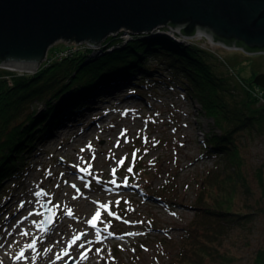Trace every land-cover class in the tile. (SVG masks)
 Returning a JSON list of instances; mask_svg holds the SVG:
<instances>
[{
    "label": "rangeland",
    "instance_id": "1",
    "mask_svg": "<svg viewBox=\"0 0 264 264\" xmlns=\"http://www.w3.org/2000/svg\"><path fill=\"white\" fill-rule=\"evenodd\" d=\"M164 30L168 29H162V33L155 36H133L130 33H121L113 37V45H109L110 42L105 52L113 53L132 43L147 44L162 37L169 38L185 48L210 54L216 59L220 73L227 78H233L235 83L245 86V81H249L251 84L248 86L253 91L252 97L258 100L259 106H264V89L254 82L259 74H264V53L250 54L243 49H229L227 46L213 44L204 38L195 37L185 40L187 38L178 30H176L177 37L172 38ZM67 45L59 42L51 48L48 59L41 69L64 57L80 54L79 52L87 51L84 54H91L93 58L92 51H89L87 45H72L73 48H68ZM103 49L98 52V57L102 56ZM142 54L140 55L143 62L146 63L144 69L141 67L135 69V73L125 82L96 89L92 96L96 100L104 90L121 87L122 97L130 98L132 102L137 103V108L142 109L139 114H128L126 111L118 113L115 123L120 131L119 137L116 134L111 135L118 148L109 146L107 140L95 136L86 144L87 147L84 146L85 149H78L80 156L74 157L78 153L75 147L70 149L67 154L72 156L70 159L59 153L63 142L61 144L58 142L57 146H50L47 150L41 147L48 153L46 163L44 167L35 168L33 178L36 180L35 186L49 195V198H44L35 208L39 213L35 222L36 227L43 232L47 230L44 226L47 204L54 214V222L50 229L59 217L56 211L57 201H69L71 197H76L80 193H91L96 200L107 193L112 196L111 200L105 202L107 207L104 208L98 228H94V232L99 237L102 234L113 235L117 229L125 230L128 233L125 238L128 239L121 240L114 237L110 239L111 243L108 245L94 243L95 264H173V260L177 261L175 251L187 236L186 228L203 219L201 214L204 210L199 207L203 206L200 196L204 189L203 181L215 169L217 163L224 160L222 152L215 153L214 149L209 147V136L213 132L214 135L219 133L214 129L215 121L206 115L198 99L191 98L186 90L177 84L176 79L184 78L185 75L181 73L182 71L175 73L176 67L169 64L172 61L177 62L176 57L170 56L169 53L166 55L164 50ZM135 66L137 65H132ZM146 70L149 72L144 77ZM0 71L11 72L16 76L32 75L27 72H13L2 66ZM173 73L176 75L174 82L165 85L164 82L173 79ZM119 78L123 77L119 76ZM143 78L147 81L144 87L141 86ZM230 78L229 80H232ZM7 80L9 83L12 81L10 77ZM45 105L39 102L37 105L39 114L44 112ZM84 107L80 108L81 111ZM52 118L53 116L48 119L47 130L40 140L49 137L53 129L49 125ZM57 118L62 119L60 115ZM123 121L128 122V125H124ZM251 134L252 136L249 134L243 140L245 146L241 149L245 160L241 168L243 174L246 173L249 186L242 184L243 186L237 189L232 206L233 208L235 206L237 211L246 210V204L250 207L259 206L262 212L253 215L247 230L238 229L230 235L229 241H225L224 246L240 257V261L236 264H255V255L264 246V187L261 186L257 176V174L264 176V134L256 132ZM40 140L32 146L30 152L24 154L25 157H31L32 166L36 163V157L33 158L34 149L40 147ZM211 150L214 153L209 155ZM222 164L224 165V162ZM231 167L233 168V165ZM20 168L24 170L26 167L21 165ZM78 168L88 170L82 172V176L81 174L76 176L75 184L78 189H72L70 186L66 192H59L58 187L63 183L62 176L66 171L70 173ZM128 168L132 170L128 171ZM17 174L18 172L15 175ZM27 175L24 180L14 178L4 182L0 190V211L5 213L14 195L26 190L24 186L28 183ZM111 185H115V188L120 185L129 186L124 189L125 193L122 191L112 193L108 189ZM151 193L152 197H150ZM84 207L73 210V219L70 220L72 227H81L83 218L88 220L93 215V212ZM124 221L128 223L123 224ZM3 229L1 228L0 231ZM172 255L174 257L169 262Z\"/></svg>",
    "mask_w": 264,
    "mask_h": 264
},
{
    "label": "trees",
    "instance_id": "2",
    "mask_svg": "<svg viewBox=\"0 0 264 264\" xmlns=\"http://www.w3.org/2000/svg\"><path fill=\"white\" fill-rule=\"evenodd\" d=\"M113 42L114 38L107 43L113 45ZM158 50L181 61L169 63L176 67L175 73L182 71L185 75L176 79L177 84L191 98L198 99L206 115L215 121L214 129L219 133L209 136V147L224 156V165L217 163L203 181L200 194L203 206H199L204 210L203 219L186 228L187 236L175 251L177 261H173L175 264H236L240 257L224 246L225 241L236 230H247L253 215L262 212L259 206L248 204L246 210L237 211L232 200L237 189L249 186L241 168L245 161L241 149L245 146L243 140L249 134L252 136L251 132L264 134V106H259L258 100L252 97L249 81H245V86L235 83L233 78L220 73L216 59L210 54L185 48L166 37L147 44H129L106 53L96 62L86 61L87 51L75 53L44 66L36 75L16 76L0 71V186L15 176L18 162L45 134L51 116L59 119L62 107L70 105L80 109L92 99L96 89L125 82L135 69H144L146 63L140 54ZM148 72L145 71L144 77ZM146 83L143 78L141 86ZM39 102L47 106L41 114L37 111ZM212 150L209 155L214 153ZM257 176L264 187L263 174ZM255 264H264V246L257 251Z\"/></svg>",
    "mask_w": 264,
    "mask_h": 264
},
{
    "label": "water",
    "instance_id": "3",
    "mask_svg": "<svg viewBox=\"0 0 264 264\" xmlns=\"http://www.w3.org/2000/svg\"><path fill=\"white\" fill-rule=\"evenodd\" d=\"M162 29L172 38L176 30L185 40L205 33L213 44L264 53V0H0V66L35 75L59 42L93 50L121 33ZM254 82L264 89V74ZM45 212L49 228L48 204Z\"/></svg>",
    "mask_w": 264,
    "mask_h": 264
},
{
    "label": "bare ground",
    "instance_id": "4",
    "mask_svg": "<svg viewBox=\"0 0 264 264\" xmlns=\"http://www.w3.org/2000/svg\"><path fill=\"white\" fill-rule=\"evenodd\" d=\"M200 38L209 41L212 40L211 36L205 33L196 36V39ZM105 54L106 53H102L101 57L105 56ZM92 56L93 58L91 54H89L88 58H92L91 62H96L101 58L97 56L96 49H93ZM7 69L13 72L24 73L17 68L8 67ZM174 78L175 76L169 82H164V84L168 85L171 81L174 82ZM107 87L110 86L108 85ZM120 89L114 87L109 90H104L98 97L95 96L98 99L95 100L93 97L88 100L86 105H83L85 107L82 111L81 109L78 110V106L71 107L70 105H66L62 107L63 109L60 115L62 119H55V116L52 118L49 125H51L53 129L50 131L49 137H47L46 140L42 138L40 140V147L34 149L33 158L36 157V163L33 164L34 166L31 165V157H22L18 162L19 166H16L18 174L12 177L11 180L14 178L24 180L25 175L28 174L26 181L28 183L24 186L26 190L24 189L23 193L21 192L19 194L20 196L18 194H16L17 196L14 195V198L8 203L9 206L7 211L5 213L0 211V225L2 224L0 230L4 228L0 231V264H95L93 254V249L95 248L93 247L94 243L108 245L111 243L110 239L112 240L114 237L120 238L121 240L128 239L125 238L128 233L125 230L121 231L119 229H117L113 235L102 234L97 237L94 228H98L100 217L95 225L90 223L97 211L102 215L105 208L102 207V205H105V202L112 198L108 193L102 195L99 200H96L94 198L95 196L91 193H80L76 197H71L69 201H57L56 211H58L59 217L54 223L55 225L50 229L46 228L47 230L43 232L36 227L35 223L39 215V213L35 211V208L44 198H49V195H46L43 189L41 190L38 186H35L36 180L33 179L35 168H38L37 166L44 167L46 163V156L48 155L46 151L47 148L50 146H57L56 143L58 142V144L63 142L59 149V153L72 159V156L67 155L70 149L75 147L74 149L78 153L75 154L74 157L80 156L81 153H79V150L81 148L85 149L84 146L95 136L107 140L109 146H116V142L112 140L111 135L116 134L117 137H119L120 131L117 127L118 125L115 123L118 113L126 111L128 114H139L141 112L142 109L137 108L136 102H132L130 98L125 99L122 97ZM186 92L188 91L186 90ZM102 97L105 98L103 99ZM160 97L162 96L160 95ZM109 98H113V100H109ZM144 101L147 102L146 100ZM36 105H38V103H36ZM44 107L47 108V106ZM116 122L118 123L119 121ZM123 122L124 125H128V122ZM124 128L126 129V127ZM42 146L46 149L45 151H43L44 148H41ZM116 148H118V145ZM90 149L94 151L93 148ZM20 165L26 168L23 170L20 168ZM67 172L68 171L62 176V185L60 184L58 187L61 193L66 192L70 186L72 189H78V186L75 184L77 179L76 176H80V174L81 176L83 175L80 168L72 171L76 172L75 174ZM3 185L0 186V190ZM73 185H75V187H73ZM22 186L23 185H21V187ZM128 186L124 187V185H120L117 186V188H119L117 189L115 185H111L108 189H110L112 193L121 191L125 193L126 190L124 189ZM152 196L153 194L151 193L150 197ZM53 202L54 200L52 203ZM77 207H84L93 212V215L88 220L83 218L84 222L80 225L81 227L78 228L72 227L70 223V220L73 219V210ZM69 212H71V215H69ZM125 223H128V221L123 222V224ZM77 236L81 237V239L75 244H72L73 238ZM116 241L118 242V240ZM112 243L115 245L114 242ZM81 245H83V247H81ZM21 252H23L24 255L17 260L16 257L20 256ZM65 253H67V255H65Z\"/></svg>",
    "mask_w": 264,
    "mask_h": 264
},
{
    "label": "snow or ice",
    "instance_id": "5",
    "mask_svg": "<svg viewBox=\"0 0 264 264\" xmlns=\"http://www.w3.org/2000/svg\"><path fill=\"white\" fill-rule=\"evenodd\" d=\"M89 147H90V145H89ZM121 163H123V161H121ZM131 170H132L131 168H128V171H131ZM80 171L81 172H86L88 170L87 169H84V168H81ZM113 174H115V170H113ZM113 183H115V181H113ZM73 187H75V185H73ZM102 207H105L106 208L107 205H102ZM69 215H71V212H69ZM100 215H101V213L99 211H97L95 217L93 218L92 221H90V223H92L93 225H95V223L98 220V218L100 217ZM80 239H81V237H79V236L73 238L72 244H75ZM30 247H31V245H30ZM81 247H83V245H81ZM23 255H24V253L21 252L20 256H17L16 259L19 260ZM65 255H67V253H65Z\"/></svg>",
    "mask_w": 264,
    "mask_h": 264
}]
</instances>
